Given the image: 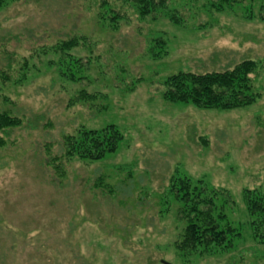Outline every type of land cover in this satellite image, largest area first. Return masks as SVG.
<instances>
[{
    "label": "rangeland",
    "instance_id": "374dc122",
    "mask_svg": "<svg viewBox=\"0 0 264 264\" xmlns=\"http://www.w3.org/2000/svg\"><path fill=\"white\" fill-rule=\"evenodd\" d=\"M205 2L168 0L143 18L126 0L0 7V114L22 121L0 132V264H264V231L246 210L247 192L264 195V0L209 13ZM243 61L256 63L250 106L163 100L170 76ZM107 126L122 134L116 152L63 157L64 138ZM174 176L226 191L214 203L230 247L175 249L185 222Z\"/></svg>",
    "mask_w": 264,
    "mask_h": 264
},
{
    "label": "trees",
    "instance_id": "16d2710c",
    "mask_svg": "<svg viewBox=\"0 0 264 264\" xmlns=\"http://www.w3.org/2000/svg\"><path fill=\"white\" fill-rule=\"evenodd\" d=\"M9 1L0 0V7ZM135 7L140 17H147L156 9L164 6L168 0H126ZM202 5L205 13L215 10L222 12L231 9L246 0H205ZM249 6L253 0H248ZM185 6H182L184 9ZM263 9V7H261ZM181 10L171 12L169 20L179 23ZM247 19H252L251 8L248 7ZM112 18L119 19L114 11ZM160 43V40H155ZM77 45V39L61 42L58 50L68 51ZM256 69L253 61H243L234 68L224 72L206 73L196 75L193 73H178L167 78L163 84V100L171 104H190L198 109L234 110L252 105L257 94L251 93L249 75ZM2 76V75H1ZM70 80L74 78L69 77ZM22 121L17 117L0 114V132L4 129L15 128ZM122 134L114 126H107L100 131L80 130L76 136L63 139L64 155L66 159L78 158L89 162L102 160L106 155L116 152L122 141ZM5 142L0 137V146ZM49 152V151H48ZM49 165H54L57 158L49 157ZM57 168V167H56ZM59 169V167H58ZM169 193L181 208L177 212L179 220L185 222L181 239L175 243V249L181 253H193L199 248L230 247V236H235L234 230L229 224H223L225 214L215 206V200L219 195H225L221 189H207L199 181L197 185L187 178L172 177L170 180ZM246 210L254 219V233L257 235L264 231V195L252 197L249 192L246 195Z\"/></svg>",
    "mask_w": 264,
    "mask_h": 264
}]
</instances>
